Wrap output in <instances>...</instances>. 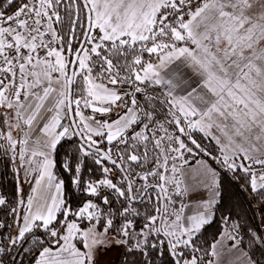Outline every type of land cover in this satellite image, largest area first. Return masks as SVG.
Wrapping results in <instances>:
<instances>
[{
  "label": "snow or ice",
  "instance_id": "1",
  "mask_svg": "<svg viewBox=\"0 0 264 264\" xmlns=\"http://www.w3.org/2000/svg\"><path fill=\"white\" fill-rule=\"evenodd\" d=\"M0 154V264H264V0H0Z\"/></svg>",
  "mask_w": 264,
  "mask_h": 264
},
{
  "label": "trees",
  "instance_id": "2",
  "mask_svg": "<svg viewBox=\"0 0 264 264\" xmlns=\"http://www.w3.org/2000/svg\"><path fill=\"white\" fill-rule=\"evenodd\" d=\"M60 158H63L65 151H71L69 144L65 143V147L60 149ZM211 162V161H210ZM7 161L0 154V191L11 194L16 181L11 172V168H6ZM89 165H91V161H89ZM91 167L95 168L94 165ZM61 178L65 180V197L66 199L73 205H78L85 196L77 191L74 186L70 184L69 176L70 174L65 172H60ZM90 175L89 172L85 173V177ZM99 175V173H97ZM29 193V191H25V196ZM219 211L216 214L217 222L213 223L207 230L204 232L203 238H207L209 241L213 239L214 235H218L220 230V224L218 223L219 217L221 215H232L233 219H239L241 223L247 226H254L260 224V218L262 215V208L264 206L258 205L255 200H253L250 196L240 191V189L235 185V183H226L222 189V197L221 202L218 205ZM3 212L0 211V219H3ZM15 255V253H13ZM259 256V253H257ZM23 260V264H29L31 257H21ZM121 259L119 264H121Z\"/></svg>",
  "mask_w": 264,
  "mask_h": 264
},
{
  "label": "rangeland",
  "instance_id": "3",
  "mask_svg": "<svg viewBox=\"0 0 264 264\" xmlns=\"http://www.w3.org/2000/svg\"><path fill=\"white\" fill-rule=\"evenodd\" d=\"M21 175H23V173H21ZM22 187H23V190L25 193V191H27V190L29 191L31 185H29L28 183H24L22 185ZM206 197H207V194L203 191L193 192L184 198V203L189 205V206H192V203H194L196 201L203 200ZM120 258H121V250L120 249H113L105 257L108 264H119Z\"/></svg>",
  "mask_w": 264,
  "mask_h": 264
},
{
  "label": "crops",
  "instance_id": "4",
  "mask_svg": "<svg viewBox=\"0 0 264 264\" xmlns=\"http://www.w3.org/2000/svg\"><path fill=\"white\" fill-rule=\"evenodd\" d=\"M31 191V187H30V189H29V192ZM197 202V201H196ZM196 202H194V203H192V206H190L191 207V209L194 211L195 210V204H196ZM186 211H188V209H186Z\"/></svg>",
  "mask_w": 264,
  "mask_h": 264
},
{
  "label": "built area",
  "instance_id": "5",
  "mask_svg": "<svg viewBox=\"0 0 264 264\" xmlns=\"http://www.w3.org/2000/svg\"><path fill=\"white\" fill-rule=\"evenodd\" d=\"M61 176V175H60Z\"/></svg>",
  "mask_w": 264,
  "mask_h": 264
}]
</instances>
